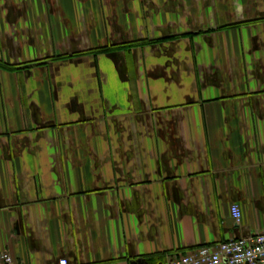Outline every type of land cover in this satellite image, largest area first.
I'll return each mask as SVG.
<instances>
[{
	"label": "crops",
	"instance_id": "1",
	"mask_svg": "<svg viewBox=\"0 0 264 264\" xmlns=\"http://www.w3.org/2000/svg\"><path fill=\"white\" fill-rule=\"evenodd\" d=\"M259 231L264 0H0V253L165 264Z\"/></svg>",
	"mask_w": 264,
	"mask_h": 264
},
{
	"label": "built area",
	"instance_id": "2",
	"mask_svg": "<svg viewBox=\"0 0 264 264\" xmlns=\"http://www.w3.org/2000/svg\"><path fill=\"white\" fill-rule=\"evenodd\" d=\"M231 215L240 225L243 215L238 205L232 206ZM0 264H14L8 251L0 253ZM59 264L68 262L62 260ZM165 264H264V231L215 246H204L187 254L171 255Z\"/></svg>",
	"mask_w": 264,
	"mask_h": 264
}]
</instances>
